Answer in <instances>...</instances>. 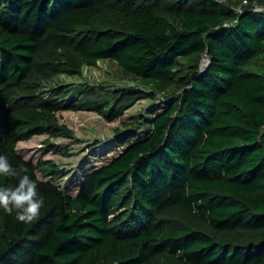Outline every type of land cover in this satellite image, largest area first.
Returning a JSON list of instances; mask_svg holds the SVG:
<instances>
[{
	"label": "trees",
	"instance_id": "16d2710c",
	"mask_svg": "<svg viewBox=\"0 0 264 264\" xmlns=\"http://www.w3.org/2000/svg\"><path fill=\"white\" fill-rule=\"evenodd\" d=\"M262 6L0 0V151L46 198L33 222L0 208V264H264ZM105 60L149 89H115L111 103L53 82ZM147 97L162 109L115 128L122 149L74 196L38 177L65 175L53 161L17 152L35 135L73 139L59 111L113 121Z\"/></svg>",
	"mask_w": 264,
	"mask_h": 264
},
{
	"label": "rangeland",
	"instance_id": "374dc122",
	"mask_svg": "<svg viewBox=\"0 0 264 264\" xmlns=\"http://www.w3.org/2000/svg\"><path fill=\"white\" fill-rule=\"evenodd\" d=\"M53 82L70 86L74 93L89 88L111 103L114 101L112 91L115 89L129 87L149 89L142 83L124 76L117 64L111 60L98 61L95 66H84L80 74L75 76L60 75ZM162 107L159 98L154 100L148 97L140 98L126 109L122 116L113 121H107L93 111L62 110L57 116L61 123L73 130L75 134L73 139L62 136L50 137L44 133L18 142L16 149L19 155L34 164L39 160L53 161L63 169L65 175L58 179L44 177L40 172H37V175L40 179L53 180L63 192L74 196L86 172L107 163L122 149L114 142L115 128H121L123 122L150 116L152 112H158Z\"/></svg>",
	"mask_w": 264,
	"mask_h": 264
},
{
	"label": "clouds",
	"instance_id": "9594fccd",
	"mask_svg": "<svg viewBox=\"0 0 264 264\" xmlns=\"http://www.w3.org/2000/svg\"><path fill=\"white\" fill-rule=\"evenodd\" d=\"M254 10L262 11L264 6ZM0 176L15 178L14 183L0 184V208L9 213L15 210L20 221H35L46 199L37 180L28 173L25 165L13 164L6 151H0Z\"/></svg>",
	"mask_w": 264,
	"mask_h": 264
},
{
	"label": "built area",
	"instance_id": "2783aa9c",
	"mask_svg": "<svg viewBox=\"0 0 264 264\" xmlns=\"http://www.w3.org/2000/svg\"><path fill=\"white\" fill-rule=\"evenodd\" d=\"M205 64V63H204Z\"/></svg>",
	"mask_w": 264,
	"mask_h": 264
}]
</instances>
